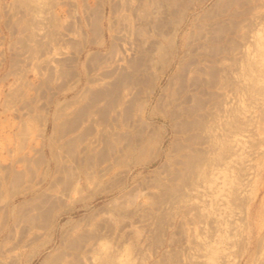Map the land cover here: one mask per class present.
Instances as JSON below:
<instances>
[{
  "label": "rangeland",
  "instance_id": "obj_1",
  "mask_svg": "<svg viewBox=\"0 0 264 264\" xmlns=\"http://www.w3.org/2000/svg\"><path fill=\"white\" fill-rule=\"evenodd\" d=\"M0 264H264V0H0Z\"/></svg>",
  "mask_w": 264,
  "mask_h": 264
}]
</instances>
